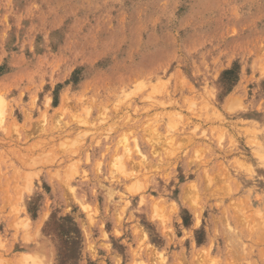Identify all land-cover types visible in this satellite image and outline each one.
I'll return each mask as SVG.
<instances>
[{
    "label": "rangeland",
    "instance_id": "1",
    "mask_svg": "<svg viewBox=\"0 0 264 264\" xmlns=\"http://www.w3.org/2000/svg\"><path fill=\"white\" fill-rule=\"evenodd\" d=\"M264 264V0H0V264Z\"/></svg>",
    "mask_w": 264,
    "mask_h": 264
},
{
    "label": "bare ground",
    "instance_id": "2",
    "mask_svg": "<svg viewBox=\"0 0 264 264\" xmlns=\"http://www.w3.org/2000/svg\"><path fill=\"white\" fill-rule=\"evenodd\" d=\"M38 264H41V262H39Z\"/></svg>",
    "mask_w": 264,
    "mask_h": 264
}]
</instances>
